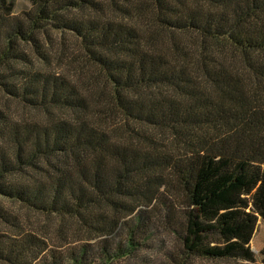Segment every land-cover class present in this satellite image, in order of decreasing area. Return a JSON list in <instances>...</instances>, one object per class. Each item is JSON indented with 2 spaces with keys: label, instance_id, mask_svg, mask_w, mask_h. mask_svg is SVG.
I'll return each mask as SVG.
<instances>
[{
  "label": "trees",
  "instance_id": "16d2710c",
  "mask_svg": "<svg viewBox=\"0 0 264 264\" xmlns=\"http://www.w3.org/2000/svg\"><path fill=\"white\" fill-rule=\"evenodd\" d=\"M27 1L0 0V199L56 223L0 201V259L259 264L264 0Z\"/></svg>",
  "mask_w": 264,
  "mask_h": 264
},
{
  "label": "rangeland",
  "instance_id": "374dc122",
  "mask_svg": "<svg viewBox=\"0 0 264 264\" xmlns=\"http://www.w3.org/2000/svg\"><path fill=\"white\" fill-rule=\"evenodd\" d=\"M9 2H13L14 4V14L19 15L22 14L25 11H29L32 9V5L27 0H9ZM0 101L6 103V99L3 98L2 93H0ZM8 109L12 114H15V116H19L22 112V106L15 103V102H9L8 103ZM262 180L257 185V187L248 195L245 196V198L248 199L250 203V207L248 211L251 213L258 215V225L257 230L255 233V236L253 240L251 241V248L256 254L257 261L259 264H264V221L259 216L260 212L264 210V185L261 186L262 182H264V166L262 167ZM3 203L4 208L12 214V216L15 218V222L26 231L31 233H39V235H52L54 233L53 225L56 223V221L46 217L45 215H42L38 212L29 210L22 206L20 203L14 202V201H8V200H1ZM10 227L7 225L2 226V230L6 233L10 232ZM169 246V244H166ZM166 248L162 250L161 252H158L159 255L156 257L152 252L145 251L141 254V258H144L145 261L142 262V264H166L165 260L161 259L160 254L163 255L166 251H168L171 248ZM59 252H62L59 250ZM159 258V259H158ZM0 264H10L0 259ZM200 264H212V263H200ZM213 264H224L222 262H213Z\"/></svg>",
  "mask_w": 264,
  "mask_h": 264
}]
</instances>
